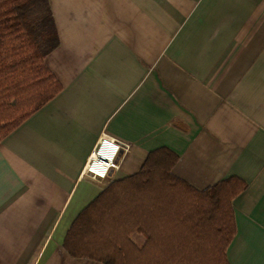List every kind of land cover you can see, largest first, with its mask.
Listing matches in <instances>:
<instances>
[{
	"label": "crops",
	"instance_id": "1",
	"mask_svg": "<svg viewBox=\"0 0 264 264\" xmlns=\"http://www.w3.org/2000/svg\"><path fill=\"white\" fill-rule=\"evenodd\" d=\"M48 1L59 45L45 65L63 90L0 143V264H102L70 256L68 231L163 147L198 191L247 184L227 259L264 264V0ZM101 138L121 152L97 179Z\"/></svg>",
	"mask_w": 264,
	"mask_h": 264
},
{
	"label": "trees",
	"instance_id": "2",
	"mask_svg": "<svg viewBox=\"0 0 264 264\" xmlns=\"http://www.w3.org/2000/svg\"><path fill=\"white\" fill-rule=\"evenodd\" d=\"M58 45L48 0H0V143L63 90L45 65ZM178 161L166 147L150 152L140 172L79 214L64 249L102 264H229L232 202L247 184L232 177L198 191L172 174ZM136 233L146 239L141 249Z\"/></svg>",
	"mask_w": 264,
	"mask_h": 264
},
{
	"label": "built area",
	"instance_id": "3",
	"mask_svg": "<svg viewBox=\"0 0 264 264\" xmlns=\"http://www.w3.org/2000/svg\"><path fill=\"white\" fill-rule=\"evenodd\" d=\"M98 148L99 157L94 160L92 157ZM96 150L88 161L86 172L94 178L104 179L109 176L111 170L117 167L116 162L121 152V146L110 138H101Z\"/></svg>",
	"mask_w": 264,
	"mask_h": 264
},
{
	"label": "bare ground",
	"instance_id": "4",
	"mask_svg": "<svg viewBox=\"0 0 264 264\" xmlns=\"http://www.w3.org/2000/svg\"><path fill=\"white\" fill-rule=\"evenodd\" d=\"M98 150H99V148L95 151V153H94L92 159H94V160H97V159H98V157H99ZM100 152H101V151H100Z\"/></svg>",
	"mask_w": 264,
	"mask_h": 264
},
{
	"label": "rangeland",
	"instance_id": "5",
	"mask_svg": "<svg viewBox=\"0 0 264 264\" xmlns=\"http://www.w3.org/2000/svg\"><path fill=\"white\" fill-rule=\"evenodd\" d=\"M137 246V245H136ZM138 247V246H137Z\"/></svg>",
	"mask_w": 264,
	"mask_h": 264
}]
</instances>
